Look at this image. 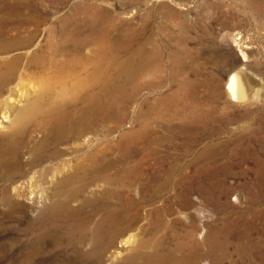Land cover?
<instances>
[{"label":"bare ground","instance_id":"1","mask_svg":"<svg viewBox=\"0 0 264 264\" xmlns=\"http://www.w3.org/2000/svg\"><path fill=\"white\" fill-rule=\"evenodd\" d=\"M249 2L259 8L258 0ZM6 4L16 17L0 21V262L226 264L231 236L248 240L251 230L236 234L229 219L223 226L211 220L213 209L227 208L214 195L215 173L232 170L219 166L212 171L210 160L233 155L236 146L253 140L256 130L235 134L219 149L206 146L193 169L165 167V158L155 155V130L145 122L132 139L147 138L149 153L129 152L127 143L113 153L108 144L101 146L98 127L115 115L117 105L140 92L136 77L152 60L142 55L136 66L120 68L117 49L110 44V14L78 9L42 28L40 21L48 16L34 0ZM21 6L36 14L19 15ZM236 44L247 61L243 44ZM137 48L133 59L142 54ZM256 80L243 64L228 76L229 97L240 104L258 100ZM143 101L148 108L140 115L154 117L156 107ZM189 121H168L165 138L193 145L209 134L212 125L198 112ZM200 122L202 132L197 131ZM255 174L264 182V159ZM234 199L240 201V194ZM250 245L237 242L235 251L251 255L255 248L257 254L260 243Z\"/></svg>","mask_w":264,"mask_h":264},{"label":"rangeland","instance_id":"2","mask_svg":"<svg viewBox=\"0 0 264 264\" xmlns=\"http://www.w3.org/2000/svg\"><path fill=\"white\" fill-rule=\"evenodd\" d=\"M258 1L259 8L253 9L249 0H34L40 11L47 12L44 14L48 19L40 21L42 28L58 24L62 15L78 9L93 15L110 14L109 33L113 36L110 44L117 49L115 59L120 68H127L132 62L136 66L143 56L153 62L150 70L136 77L141 85L140 92L117 105L111 119L101 121L98 128L102 147L108 144V149L118 153L121 144L127 143L128 148L125 147L129 152L149 153L147 138L138 143L132 139L140 124L145 122L155 130L152 136L155 155L165 158V167L179 165L177 168L193 169L194 160L206 146L216 144L219 149V144L231 141L235 134L256 130L253 140L236 146L233 155L228 152V157L210 160L212 171L219 166L232 170L215 173L214 195L227 208L213 209L211 220L223 226L229 219L236 226V234L243 229L251 230L248 240L231 236L233 244L226 264H263L264 261L261 260V256L264 257V182H258L255 174L257 164L264 159V0ZM6 2L14 3L15 0H0V21L5 16L16 17ZM35 14L33 9L22 7L19 15ZM11 28L9 33H14ZM238 34L241 37L237 39ZM236 42L243 44L247 61L242 60ZM137 47L142 54L133 59L131 55ZM101 48L107 45L101 42ZM89 49L87 46L85 51ZM245 63L250 73L256 75L255 86L261 88V94L258 100L240 104L229 97L226 81L232 71ZM130 86V83L126 85L127 92L131 91ZM145 98L150 106L156 107L154 117L147 119L140 115L142 108H148L143 101ZM197 112L208 126L212 125L210 135L193 145H183L180 138H165L168 133L164 124L170 120L175 125L189 123L192 114ZM202 129L200 122L197 131L202 132ZM235 145L231 143L230 146ZM237 193L240 201L234 199ZM184 211L181 210L182 215ZM198 218L201 221L202 215L198 214ZM8 224L13 225L12 222ZM9 233L6 232L4 239ZM236 241L246 248H250L252 242L260 243L257 254L255 248L251 255L235 251ZM2 262L0 264H6Z\"/></svg>","mask_w":264,"mask_h":264}]
</instances>
